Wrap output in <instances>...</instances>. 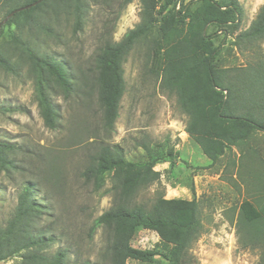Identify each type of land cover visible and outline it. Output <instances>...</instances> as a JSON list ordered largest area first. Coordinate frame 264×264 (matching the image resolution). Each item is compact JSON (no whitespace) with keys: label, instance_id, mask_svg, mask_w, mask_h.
<instances>
[{"label":"trees","instance_id":"obj_1","mask_svg":"<svg viewBox=\"0 0 264 264\" xmlns=\"http://www.w3.org/2000/svg\"><path fill=\"white\" fill-rule=\"evenodd\" d=\"M131 1L121 0V7ZM139 2V22L119 40L107 38L92 55L89 71L102 111V129L106 134L114 129L125 90L123 62L141 42L147 47V72L159 80L162 89L176 96L187 116L184 131L209 159L208 166L235 148L238 159L228 160V164L236 165L235 178L246 185L247 181L258 182L256 186L253 182L255 188H249L248 197L237 206L235 224L242 246L258 249L256 264H264V172L253 174L252 167L245 168L246 160L256 159L264 167L253 144L256 135L264 133V56L259 52V44L264 41V2L245 28L239 0ZM29 4L5 21L8 26L14 24L8 38L2 39L0 27V69L15 74L20 61L29 65L43 125L56 130L60 110L52 94L61 93L67 99L76 91L77 78L66 61L41 51L23 34L34 29L55 37L54 29L42 19L60 13L72 15L74 30H80L87 0H0L2 20L14 9ZM218 33L223 36L220 44L230 36L233 46L239 51H252L253 57L244 65H219L220 44H214ZM14 57L17 60L13 61ZM144 148L150 153L146 145ZM17 151L15 144L0 140V169L7 172L24 168L16 159ZM169 155L173 156L171 151ZM154 164L151 159L128 160L117 143L100 142L88 154L80 172L84 182L97 191L104 185L106 174L111 180L112 204L89 227L91 232L102 230L105 244L101 260L105 264L152 262L160 253L165 264L195 263L189 248L202 230L198 200L159 195L148 207L135 201L139 190L159 179ZM38 191V182L32 179L20 186L13 212L4 225L0 224V260L18 256V264H68V247L48 251L57 237L52 224L43 223L49 207L36 196ZM139 228L157 234L162 252L132 246Z\"/></svg>","mask_w":264,"mask_h":264},{"label":"rangeland","instance_id":"obj_2","mask_svg":"<svg viewBox=\"0 0 264 264\" xmlns=\"http://www.w3.org/2000/svg\"><path fill=\"white\" fill-rule=\"evenodd\" d=\"M239 2L244 9L242 28H245L264 0ZM139 11V0L123 8L121 0H87L80 30H74L72 15L60 13L42 19L54 29L55 37L34 29L24 32L23 37H28L41 51L69 64L77 78V87L67 99L61 93L52 94L59 106L60 126L51 130L43 125L39 115L29 65L20 61L15 74L0 69V140L19 148L16 159L24 166L22 170L7 172L0 169V224L4 225L13 212L22 183L32 179L38 182L36 196L49 207L43 223L52 224L57 237L48 251L66 246L68 264L85 261L105 264L101 260L105 244L102 230L91 232L89 227L112 204L111 180L106 174L104 185L96 191L84 182L80 172L94 145L117 143L128 160H154L153 169L160 172L158 180L139 190L135 201L148 207L159 195L198 200L202 230L189 248L194 264H256L258 249L242 246L235 224L237 206L248 197L249 188H255L254 181H247L246 185L236 179V165L228 164L229 158L238 159L239 151L234 148L215 165L208 166V158L184 131L187 116L179 108L176 96L162 89L159 80L147 72V47L141 42L123 62L125 90L114 129L109 134L102 129V111L89 71L92 55L107 38L119 40L138 23ZM2 13L0 10V21ZM2 26V39L8 38L14 24L8 26L4 21ZM222 37L221 33L216 34L214 44L219 45ZM259 52L264 56V41L259 44ZM251 57L252 51H239L228 36L220 44L217 63L244 65ZM253 144L264 161V133H258ZM170 151L173 156L169 155ZM256 160H246L245 168L252 167L253 174L263 175V163ZM131 244L162 252L154 231L137 229ZM18 261L19 257L14 256L0 260V264H18ZM130 261L165 264L161 253L152 262Z\"/></svg>","mask_w":264,"mask_h":264},{"label":"water","instance_id":"obj_3","mask_svg":"<svg viewBox=\"0 0 264 264\" xmlns=\"http://www.w3.org/2000/svg\"><path fill=\"white\" fill-rule=\"evenodd\" d=\"M40 1V0H39ZM30 6V4L29 5H26V6H22V7H19V8H16V9H14L12 12H10V14H8V16H6L2 21H1V23L2 22H4V21H6L7 19H8V17H10L14 12H16V11H18V10H21V9H23V8H27V7H29ZM0 23V24H1Z\"/></svg>","mask_w":264,"mask_h":264},{"label":"crops","instance_id":"obj_4","mask_svg":"<svg viewBox=\"0 0 264 264\" xmlns=\"http://www.w3.org/2000/svg\"><path fill=\"white\" fill-rule=\"evenodd\" d=\"M209 160V159H208Z\"/></svg>","mask_w":264,"mask_h":264}]
</instances>
